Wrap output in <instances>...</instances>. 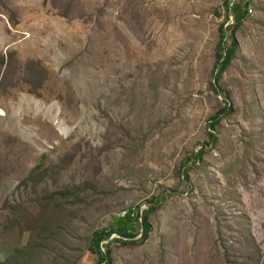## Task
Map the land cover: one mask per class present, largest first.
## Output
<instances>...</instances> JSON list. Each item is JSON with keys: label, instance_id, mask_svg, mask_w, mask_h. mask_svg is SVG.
I'll list each match as a JSON object with an SVG mask.
<instances>
[{"label": "rangeland", "instance_id": "1", "mask_svg": "<svg viewBox=\"0 0 264 264\" xmlns=\"http://www.w3.org/2000/svg\"><path fill=\"white\" fill-rule=\"evenodd\" d=\"M229 1L252 10L221 82L235 112L194 164L224 107L223 0H0V264H99L84 240L154 199L150 239L115 236V264H264V0Z\"/></svg>", "mask_w": 264, "mask_h": 264}, {"label": "trees", "instance_id": "2", "mask_svg": "<svg viewBox=\"0 0 264 264\" xmlns=\"http://www.w3.org/2000/svg\"><path fill=\"white\" fill-rule=\"evenodd\" d=\"M48 1V0H47ZM223 7L225 9V21L219 26L218 28V35H220L219 42L216 48V60L213 68V79L210 82V89L213 91L217 96L222 95L224 107L219 109L210 119H209V128H208V142L204 144L203 148L193 154L192 158L188 160L194 161L192 163L202 162L204 160L205 155L209 149H213L217 144V131L220 127L221 123L232 115L235 110L233 105L230 103V94L221 84L224 72L231 66L233 60L237 56L238 50V41L235 37V32L239 30L243 23L249 17L250 6L248 4H240L237 2L231 4L229 0H223ZM64 15L69 16L66 12ZM233 18L232 20H230ZM232 30V35L229 38L230 44H228V32ZM6 63L5 57H0V64L4 66ZM8 73L5 76L4 82H7L10 77H8ZM27 75V76H26ZM21 77L24 79H20V84L16 86L18 91L21 92H28L30 93L34 89L35 76L34 74L28 75L26 72L22 74ZM26 77V78H25ZM43 79L39 81V89L35 92L37 95L41 96V94L45 90H49V83L47 82L46 72L42 74ZM41 79V78H40ZM33 83V84H32ZM9 87V86H8ZM53 93V92H52ZM60 100L64 98L62 96L58 97ZM193 164V165H194ZM181 171L184 172L185 176L188 175L190 171L189 166H186L184 163L181 166ZM35 176H30L28 182H32ZM27 182V183H28ZM78 191H73L72 196H74ZM67 192L58 193L57 195L54 194L53 197L58 199L54 202L55 203H62L59 209H62L64 206L67 205L65 200L69 197L66 195ZM52 197V198H53ZM166 197H164V200ZM50 200V199H49ZM48 202V201H46ZM43 203V207L47 205V203ZM57 206L56 208H58ZM163 208L162 202L158 201V199L152 200L148 204V208L144 210L141 207H135V209H131L127 211L123 216L121 215L120 218L115 219L117 221V227L109 230H104L101 232H97L93 234L91 237L86 238L84 240V249L86 252L91 253L99 258V264H115L113 258V249L112 245L114 243H118L123 248H138L139 246L145 245L148 240L150 239L151 234L153 233L154 226L152 223V217L157 214ZM37 225L41 228L43 233H47L49 231V227L51 226L50 217L42 216L40 220H35ZM54 225V224H52ZM56 230H59L58 225H55ZM141 227L143 229L142 238H139V232L137 233V228ZM51 228V229H53ZM117 236L119 239L115 240L112 243V240ZM110 245L106 247L107 244ZM37 246H31V249L36 248ZM230 264V263H228Z\"/></svg>", "mask_w": 264, "mask_h": 264}, {"label": "built area", "instance_id": "3", "mask_svg": "<svg viewBox=\"0 0 264 264\" xmlns=\"http://www.w3.org/2000/svg\"><path fill=\"white\" fill-rule=\"evenodd\" d=\"M251 11H252V10H250L249 13H251ZM230 20H232V22H233V18H231Z\"/></svg>", "mask_w": 264, "mask_h": 264}]
</instances>
